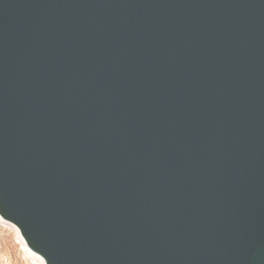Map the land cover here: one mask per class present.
<instances>
[{"label": "water", "instance_id": "1", "mask_svg": "<svg viewBox=\"0 0 264 264\" xmlns=\"http://www.w3.org/2000/svg\"><path fill=\"white\" fill-rule=\"evenodd\" d=\"M0 218L45 264H264V0H0Z\"/></svg>", "mask_w": 264, "mask_h": 264}, {"label": "bare ground", "instance_id": "2", "mask_svg": "<svg viewBox=\"0 0 264 264\" xmlns=\"http://www.w3.org/2000/svg\"><path fill=\"white\" fill-rule=\"evenodd\" d=\"M0 264H45L44 260L30 251L18 228L0 218Z\"/></svg>", "mask_w": 264, "mask_h": 264}, {"label": "rangeland", "instance_id": "3", "mask_svg": "<svg viewBox=\"0 0 264 264\" xmlns=\"http://www.w3.org/2000/svg\"><path fill=\"white\" fill-rule=\"evenodd\" d=\"M2 256V257H1ZM0 257L3 258L4 257V254L2 252H0Z\"/></svg>", "mask_w": 264, "mask_h": 264}]
</instances>
